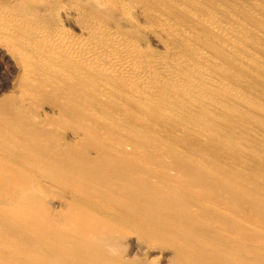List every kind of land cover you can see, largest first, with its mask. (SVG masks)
Segmentation results:
<instances>
[{"label":"bare ground","instance_id":"6f19581e","mask_svg":"<svg viewBox=\"0 0 264 264\" xmlns=\"http://www.w3.org/2000/svg\"><path fill=\"white\" fill-rule=\"evenodd\" d=\"M0 48V264H264V0H0Z\"/></svg>","mask_w":264,"mask_h":264},{"label":"rangeland","instance_id":"374dc122","mask_svg":"<svg viewBox=\"0 0 264 264\" xmlns=\"http://www.w3.org/2000/svg\"><path fill=\"white\" fill-rule=\"evenodd\" d=\"M0 59H1L0 60V84H1L0 96H1L3 93L9 92L10 84L13 81V76L11 75L12 64L11 62L8 61L7 56H5L1 48H0ZM143 249H144L143 245L138 241H133L132 243L128 244V250L131 251L132 255H136V256L145 255V251ZM169 257H170V253L167 251L164 252V254L163 253L161 254L159 252H154L151 255V258L156 259L158 261V264H170Z\"/></svg>","mask_w":264,"mask_h":264},{"label":"clouds","instance_id":"9594fccd","mask_svg":"<svg viewBox=\"0 0 264 264\" xmlns=\"http://www.w3.org/2000/svg\"><path fill=\"white\" fill-rule=\"evenodd\" d=\"M107 252H109L111 255H116L117 254V252H118V250L116 249V248H111V247H109V248H107V249H105Z\"/></svg>","mask_w":264,"mask_h":264}]
</instances>
